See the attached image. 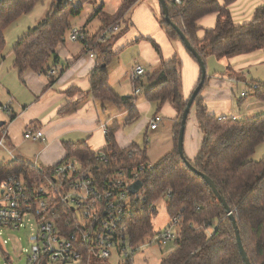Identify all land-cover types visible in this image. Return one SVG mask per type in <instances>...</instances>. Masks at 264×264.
Segmentation results:
<instances>
[{
    "label": "trees",
    "instance_id": "obj_1",
    "mask_svg": "<svg viewBox=\"0 0 264 264\" xmlns=\"http://www.w3.org/2000/svg\"><path fill=\"white\" fill-rule=\"evenodd\" d=\"M40 1L42 0H0V59H3L2 52L5 48V30L23 14L29 13ZM138 1L123 0L115 14L114 23L108 24L102 19L104 26L96 34L90 35L84 43L85 50L92 51L97 58L96 68L90 77L88 95L104 105V108L106 104H112L121 112L129 111V122L139 118V112L135 108L137 98L117 95L109 85L107 71L118 56L113 51V45L122 32L108 43L96 44V41L102 30L118 24ZM166 1L169 18L179 27L205 65L209 57L229 61L264 50V6L255 10L250 21L237 24L230 11V6L236 0ZM83 10V4L74 5L70 0H53L46 18L21 37L14 47V69L20 77L27 71H33L50 77V82L54 83L55 78L49 74V64L53 58L57 60L58 46L73 29L71 19L81 16ZM211 14L217 15L215 27H200L198 21ZM160 24L169 38L181 42L189 56L199 65L179 34L166 22L163 13ZM202 32L203 35L200 36ZM151 43L160 56V64L149 77L154 84L144 97L157 105V114L166 105H171L176 110L174 149L154 164L152 170L144 172L140 177L143 183L142 193L147 203L135 204L125 219L130 243L137 246L152 233L156 211H150V207L164 198L167 200L169 217L171 220L179 217L180 225L175 240L176 250L160 264H245L226 209L202 176L192 171L178 152L182 115L192 95L191 93L185 98L183 93L182 60L178 54L168 61L164 60L159 45L153 41ZM228 69L231 71L230 67ZM206 82L207 80L204 86ZM254 84L257 85L253 93L255 98L264 102V80ZM203 88L192 106L195 108L203 139L197 157L190 163L197 172L209 177L224 197L237 222L250 263L264 264V157L259 161L251 159L256 149L264 143V114L248 119H219L208 112L207 105L201 98ZM78 92L79 90L72 88L66 93L71 96ZM77 105L78 102L68 104L63 111H71ZM119 127L114 122L108 128L106 146L101 150L108 155L112 167L98 165L95 162L98 152L92 151L85 142L65 143L67 156L61 163L74 158L81 162L85 172L96 173L109 172L112 168L126 166L132 169L149 164L146 149L143 150L136 144L124 149L116 145L115 133ZM54 168L55 166L36 167L25 160L0 163V183L11 176H22L30 187L40 185L46 176L52 175ZM155 240L156 237L151 241ZM100 262L94 261L93 264ZM82 264L90 263L85 261Z\"/></svg>",
    "mask_w": 264,
    "mask_h": 264
},
{
    "label": "crops",
    "instance_id": "obj_2",
    "mask_svg": "<svg viewBox=\"0 0 264 264\" xmlns=\"http://www.w3.org/2000/svg\"><path fill=\"white\" fill-rule=\"evenodd\" d=\"M122 4L123 0H120L118 9L113 11L114 16ZM105 6L106 4L104 3L101 5L100 11H98L99 14L92 23L97 20L102 21ZM260 6H264L262 0H236L230 6V11L234 21L237 24H242L250 21L255 10ZM157 10L158 6L155 0H139L124 16L125 19L130 21L131 26L129 29H124L122 35L114 42L113 51L117 52L118 56L107 68L110 87L120 97H136L135 108L138 112L140 107H144V103L138 98L140 94L135 95L134 93L135 84L131 79V74L135 67H143L146 73L138 82L140 88L144 87L145 83L143 80L145 78L149 81V88L153 86L154 82L150 81L149 77L159 67L160 56L154 49L152 41L161 48L164 60L168 61L177 54L181 58L185 98H188L193 93L200 79L201 70L199 65L189 56L181 42L169 38L160 24L161 21ZM84 12L85 9L83 10ZM84 22L85 20L83 19L80 23L84 26ZM216 22L217 15L211 14L200 19L198 25L203 29H212L215 27ZM72 26L73 28L82 29L89 35H93L104 25L102 21L100 27L92 33L88 31L87 27L86 29L85 27ZM202 35L203 32L200 36ZM128 51H131L130 54L133 57L130 60L123 58ZM56 56L58 57L57 60L55 61V58H53L49 64V69L55 71L53 75L55 78L54 83L50 82V77L33 71H27L20 77L14 67L7 72H3L4 69L3 71L0 70V76L3 73L0 82L3 84L4 90L9 94L5 106H9L11 109V113H8L9 122H2L3 125L0 126V136L5 132L7 137L6 144L20 146L27 141L24 139L26 130L32 127L42 129L45 133L46 141L40 142L44 144V147L39 155L35 157V162L45 165L44 167L56 166L65 159L67 152L64 144L68 142H85L92 151L101 152L106 146V137L100 128L101 124H107L110 127L114 122H117L121 127L118 119H124L129 115V111L121 112L112 104H106L104 108V105L88 95L90 77L96 68L97 58H92L82 43L66 39L58 46ZM228 64L226 70L222 73L223 76L213 79V88L206 90V92L202 91L201 98L207 105L208 112L217 117L235 116L238 119H248L264 114V102L256 99L253 94L254 91L250 89L251 84L264 80V71L263 75H261L262 77L255 78L254 76V74H258L257 67L264 64V50L233 58L228 61ZM229 67L231 71H229ZM126 81L131 85L132 94L122 93V85ZM240 86H242L241 90ZM72 88L79 90V92L71 96L67 95L66 92ZM243 92L248 94L247 97L241 98ZM236 94H240L237 110L234 102L237 99ZM144 101L148 102L146 99ZM74 102H78V105L75 108L73 107L74 109L68 112L63 111L68 104H73ZM148 103L150 104L149 109H152L151 103ZM165 107H169L168 119L173 123L174 127L177 112L171 105H166ZM193 109L195 108L193 107ZM155 116L161 117L160 113H154L149 120L147 130H150L151 120ZM132 123L126 118L122 124H125L124 126L126 127ZM158 129L159 126L156 130L150 131L157 132ZM118 132L124 133L121 130ZM194 132L195 130L193 129L188 140H184L185 155L191 162L197 157L201 147L199 144H201L200 142L203 139L202 133H198L196 137ZM137 134L136 130H131L129 134L120 136L119 140L115 137L116 145L124 149L135 144L133 141L136 139ZM75 137H80L79 139L81 140L74 139ZM195 137L197 138L196 140ZM138 147L141 146L138 145ZM256 151H262L261 154H264V143ZM18 152L22 154L23 151L19 150ZM9 153L12 155L11 152ZM253 160L257 161V159ZM154 242L157 241L155 240ZM154 242L151 241L150 244ZM175 250L176 247L170 246L164 258Z\"/></svg>",
    "mask_w": 264,
    "mask_h": 264
},
{
    "label": "built area",
    "instance_id": "obj_3",
    "mask_svg": "<svg viewBox=\"0 0 264 264\" xmlns=\"http://www.w3.org/2000/svg\"><path fill=\"white\" fill-rule=\"evenodd\" d=\"M120 32L118 24L109 26L100 32L96 44L108 43ZM89 37L82 29L73 28L65 40L84 45ZM89 53L96 58L92 51ZM145 73L143 67L137 66L131 74L135 95L141 93L137 84ZM49 74L53 76L55 71L50 70ZM250 89L255 91L257 85L251 84ZM247 95L243 92L241 98ZM0 109L11 113L9 106H0ZM224 118L238 119L235 116L219 117ZM161 122L162 118L155 116L150 130H156ZM100 128L106 137L108 125L101 124ZM6 138L3 132L0 147L6 148ZM24 139L46 141L43 130L36 127L26 130ZM95 162L104 167L111 166L104 152L95 155ZM153 167L150 162L132 169L124 166L112 168L109 172H85L81 162L72 158L56 165L52 175L46 176L40 185L30 187L22 176L8 177L0 183V230L24 227L26 216L35 219L38 232L27 252L28 264H82L85 261L93 264L94 261L107 260L114 252L119 254L124 264H134L137 246L130 243L125 219L135 204L145 205L147 199L142 189L132 195L129 187L141 181V175ZM150 211H156V204L150 207ZM172 224L179 229L180 218H173ZM177 236L168 230L156 240L167 243L176 240ZM6 244L0 240V254L11 264L5 251Z\"/></svg>",
    "mask_w": 264,
    "mask_h": 264
},
{
    "label": "rangeland",
    "instance_id": "obj_4",
    "mask_svg": "<svg viewBox=\"0 0 264 264\" xmlns=\"http://www.w3.org/2000/svg\"><path fill=\"white\" fill-rule=\"evenodd\" d=\"M74 5L83 4L85 12L80 17H75L71 19V24L77 26L79 28H88L89 32H95L100 25L102 24L101 20H97L94 23L93 20L97 18L96 13L101 8V5L104 3L105 13L102 15L103 21L108 24L114 23L115 16L114 10H117L119 7L120 0H70ZM170 2L174 0H168ZM264 2V0H262ZM158 6V16L161 21L162 19V10L159 0H155ZM53 0H42L38 2L35 7L27 14H23L16 21H14L4 33L5 36V48L2 52L3 59H0V70L7 72L10 71L14 67V47L17 44L18 40L23 37L28 31L34 27H36L39 23H41L45 18L48 12L51 9ZM85 20L84 26L80 23L81 20ZM91 25H90V24ZM118 25L123 32L124 29L130 28L131 23L128 19H121L118 22ZM86 28V29H87ZM131 51H128L124 54L123 58L126 60H130L133 57L130 54ZM121 58V57H120ZM227 60H218L214 57H209L206 60V84L203 88V92L206 90L213 88L214 81L213 79L217 77L223 76L222 73L226 70V66H228ZM258 74H254L256 77H262L264 71V64H261L257 67ZM229 74V73H228ZM3 73L0 76V80ZM150 80V79H149ZM144 87L141 88V93L138 98L140 101L144 103V107H140L139 115L140 117L128 126H124L122 124L126 118L128 119V115L126 118L118 119L121 123V127L116 130L115 137L118 139L122 135H127L132 130H136L137 137L133 141L136 145H140L143 150L146 149L147 157L149 161L153 164L158 163L163 157H165L168 153L173 151L174 145V137L172 134L173 123L168 119L169 107H165L160 112L161 117L163 118V123H159V129L157 132H152L147 130L149 120L154 113L157 112V105L152 104V109H149V103L145 102L144 95L146 91L149 89V81L145 78ZM213 82V84H212ZM122 93L132 94L131 85L128 81L123 83L122 85ZM242 86H240V90ZM23 90V88H22ZM202 92V93H203ZM0 106L5 107L9 94L4 90L3 84L0 82ZM19 96V94H18ZM22 97V95H21ZM235 99V109L237 110V103L240 99V94H236ZM170 106V105H169ZM108 117V115H106ZM9 122V114L6 113L3 109H0V123ZM195 125V127H194ZM1 129V128H0ZM195 130V135L197 137L198 133H201L195 109L191 110L187 124H186V135L185 140H188L192 130ZM121 130L124 133L118 132ZM139 131V132H138ZM195 137V140L197 139ZM74 138V139H78ZM77 140V141H78ZM119 140V139H118ZM65 141V140H63ZM201 143V142H200ZM201 146V144H199ZM6 148L0 147V163L10 162L12 160H25L33 165L44 167L45 165L35 162V157L39 155L40 151L44 147L43 143L35 142L33 140H27L23 145L13 146L12 144H6ZM23 151L22 154L18 151ZM185 151V150H184ZM12 155H10V153ZM262 151H256L255 155L251 157V159H257V161L261 160L264 157V154H261ZM34 157V158H33ZM187 158V156H186ZM188 159V158H187ZM189 160V159H188ZM190 161V160H189ZM166 199H161L156 205V214L153 218V231L149 235L145 237L143 242L137 245V251L134 253V264H160L163 260L164 256L168 253L170 246L176 247L175 240L172 242L161 243L158 240L150 244L151 240L154 237H158L160 234L166 233L170 230L174 234H178V228L172 224V220L169 217L166 210ZM24 227H21L17 230H0V240L6 241L5 251L10 257L11 264H28L27 252L30 250L34 240L37 236L38 226L35 219L32 216H26L24 221ZM0 264H8L5 258L0 254ZM100 264H124L123 259L119 256L118 253H113L110 258L107 260H103Z\"/></svg>",
    "mask_w": 264,
    "mask_h": 264
},
{
    "label": "water",
    "instance_id": "obj_5",
    "mask_svg": "<svg viewBox=\"0 0 264 264\" xmlns=\"http://www.w3.org/2000/svg\"><path fill=\"white\" fill-rule=\"evenodd\" d=\"M160 1V5H161V10L163 15L165 16V20L168 24H170L174 30L179 34L181 40L183 41L185 47L187 48V50H189L198 60L199 65H200V69H201V79H200V83L197 86V88L194 90V92L192 93L191 97L189 98L188 102H187V106L183 112L182 115V120H181V127H180V132H179V136H178V152L180 154V156L182 157V159L184 160V162L187 164V166L194 172L198 173L200 176H202V178L206 181V183L210 186V188L212 189V191L214 192L215 196L218 198L219 202H221L224 206V208L226 209L232 223L235 229V235H236V240H237V244L241 253V256L243 258V261L245 264H251L250 260L247 256V253L243 247L242 244V240H241V236H240V231L239 228L237 226V222L235 220V217L230 209V207L228 206L227 202L225 201L224 197L219 193L216 185L214 184V182L207 177L206 175L197 172L191 165L190 161L186 158L185 156V151H184V140H185V131H186V124H187V120L189 117V114L191 112L192 106L194 104L195 99L197 98V96L199 95L201 89L204 86L206 77H207V70H206V65L204 63V61L202 60L201 56L198 54V52L191 46V44L189 43V41L187 40V38L185 37V35L182 33V31L179 29V27L177 25H175L172 20L169 18V13H168V5H167V1L166 0H159ZM3 125V123L0 124V126ZM143 188V183L142 181H137L134 184H132L129 187V191L132 195L137 194L141 189Z\"/></svg>",
    "mask_w": 264,
    "mask_h": 264
}]
</instances>
